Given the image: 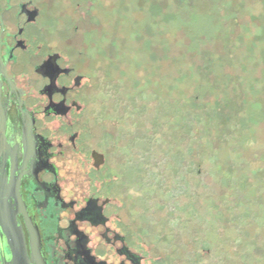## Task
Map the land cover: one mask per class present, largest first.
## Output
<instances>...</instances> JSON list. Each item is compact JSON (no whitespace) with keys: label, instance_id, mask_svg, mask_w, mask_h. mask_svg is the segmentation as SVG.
Wrapping results in <instances>:
<instances>
[{"label":"rangeland","instance_id":"1","mask_svg":"<svg viewBox=\"0 0 264 264\" xmlns=\"http://www.w3.org/2000/svg\"><path fill=\"white\" fill-rule=\"evenodd\" d=\"M80 12L95 83L78 130L105 154L110 227L142 264H264V0Z\"/></svg>","mask_w":264,"mask_h":264},{"label":"flooded vegetation","instance_id":"2","mask_svg":"<svg viewBox=\"0 0 264 264\" xmlns=\"http://www.w3.org/2000/svg\"><path fill=\"white\" fill-rule=\"evenodd\" d=\"M93 1L0 0V264L143 262L110 227L101 181L75 184L68 196L60 167L67 152L83 155L82 92L95 83V58L76 44L75 19ZM82 160L95 178L105 154Z\"/></svg>","mask_w":264,"mask_h":264},{"label":"water","instance_id":"3","mask_svg":"<svg viewBox=\"0 0 264 264\" xmlns=\"http://www.w3.org/2000/svg\"><path fill=\"white\" fill-rule=\"evenodd\" d=\"M58 125H59V121H54L48 124L49 127L58 126ZM80 143L83 146L81 150V153H83V155L79 153L80 151H78L77 154L69 151L67 152L66 157L63 160H60V167L61 168L64 167L63 175L68 181V183L66 184V188H65L68 196L71 195L70 191H72V189L76 187V185L82 184L86 189V186H87L86 182L89 181V178L94 179L95 182L97 181V183L99 182V175H97L95 178L92 177L91 173H93V171L90 168L91 164L90 166H87L86 163L82 160L84 159V154L88 153L89 151L87 147L85 146L82 138L80 139ZM97 157L101 158L102 156L93 154V158L95 160V167H98L102 163V161L100 160L98 161ZM94 184L96 183H92V187H95ZM109 254H112V253L109 252Z\"/></svg>","mask_w":264,"mask_h":264},{"label":"trees","instance_id":"4","mask_svg":"<svg viewBox=\"0 0 264 264\" xmlns=\"http://www.w3.org/2000/svg\"><path fill=\"white\" fill-rule=\"evenodd\" d=\"M203 93V92H202Z\"/></svg>","mask_w":264,"mask_h":264}]
</instances>
